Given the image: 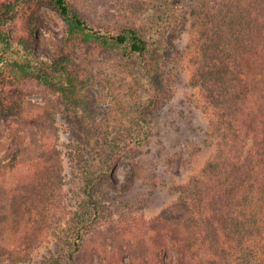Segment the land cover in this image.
<instances>
[{"label":"rangeland","instance_id":"374dc122","mask_svg":"<svg viewBox=\"0 0 264 264\" xmlns=\"http://www.w3.org/2000/svg\"><path fill=\"white\" fill-rule=\"evenodd\" d=\"M180 1L73 0L97 26H135L150 45L143 57L68 41L50 0H0L12 42H24L37 60L68 51L87 73L76 113L22 70H0V221L14 220L3 242L33 248L29 260L0 264H74L80 227L85 241L75 264H133L129 242L135 249L142 237L147 247L155 243L161 264H183L168 214L176 187L200 176L216 142L208 127L212 107L194 75L201 32L211 23L203 20L204 0H184L188 18L177 20L171 6ZM252 69L261 84L264 66L257 61ZM161 79L168 85L160 87ZM106 172L111 181L102 183ZM254 250L240 253L250 259ZM248 263L264 264V245Z\"/></svg>","mask_w":264,"mask_h":264},{"label":"trees","instance_id":"16d2710c","mask_svg":"<svg viewBox=\"0 0 264 264\" xmlns=\"http://www.w3.org/2000/svg\"><path fill=\"white\" fill-rule=\"evenodd\" d=\"M259 1L264 2L204 0L207 9L203 20L209 19L211 26L201 32L203 41L194 77L212 107L208 127L216 148L200 176L192 175L176 187L177 201L168 214L167 229L178 236L183 264H249L252 258L258 259L264 245V80L259 84L252 69L257 61L264 66V9L257 7ZM180 2L182 5L173 4L171 9H177V20L183 21L188 18L189 7L184 0ZM50 5L65 20L68 41L119 48L126 56L144 57L150 52L149 42L133 25L119 30L97 26L81 14L73 0H50ZM3 25L0 18V70H22L65 109L79 112L87 73L75 56L62 50L53 59L37 60L24 42H12ZM19 51L23 55H18ZM158 85L168 83L161 79ZM159 96L152 101V107L159 102ZM102 180L110 182V174L106 172ZM98 186V182L88 186L90 199L95 197ZM13 221H0V261L23 262L30 259L33 248L3 242ZM84 229L77 230L69 257L74 264L75 254L85 241ZM142 239H138L135 249L132 240L129 242L127 251L132 263L150 264L154 258V264H161L156 258L155 243L153 248L147 247ZM246 247L255 249L250 259L245 252L240 253Z\"/></svg>","mask_w":264,"mask_h":264}]
</instances>
